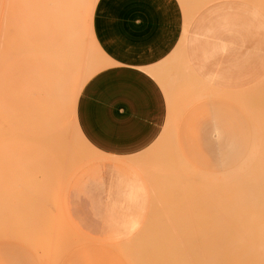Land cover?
Instances as JSON below:
<instances>
[{"label": "rangeland", "instance_id": "obj_1", "mask_svg": "<svg viewBox=\"0 0 264 264\" xmlns=\"http://www.w3.org/2000/svg\"><path fill=\"white\" fill-rule=\"evenodd\" d=\"M9 1L0 0V28H15L17 35L20 34L16 35V46L22 47H16L13 88H17L12 97H15V103L11 99L12 108L15 109H11L10 113H15L12 117L15 118L14 125L15 122L19 124L15 127L18 137L26 136L32 141L0 140V264H190L191 261L192 264H264V190L260 198H253L252 194L247 196L251 189L262 191L263 188L253 168L260 153L264 152V0H225L229 3V12H232L226 24L231 18H238L239 14L240 26L233 31L229 25L222 27L226 35L231 34L235 39L226 44L221 41L219 56L210 55L202 59L207 64L194 63L196 59L182 43L165 63L150 66L119 64L109 54L106 0H67L66 3L61 0L69 7L66 12L61 11L66 13L64 24H68V27L60 24L58 20L61 19H55L58 23H53L60 12L57 9L62 7L58 5L60 0H46V3L45 0H39L40 6L35 0L34 3L33 0H11L12 6ZM8 7L13 10L10 11ZM5 18L9 20L3 21ZM68 18L73 20L69 21ZM37 25L42 26L41 31ZM35 26L39 31L31 30ZM28 28L36 40L42 32L37 41L31 33L26 34ZM55 30L60 31V36L65 33V36L59 40V35L52 33ZM51 34L56 38L51 41L54 47L53 43L44 44L43 51H46L43 53L49 49L47 54L51 53L52 56L56 57L60 53L57 58L61 57L67 66H55L64 63L60 60L61 64L58 60L52 63L51 54L46 55L51 59L45 57L51 62H46V65L49 68L56 67L57 72L60 69L64 72L69 67L67 70L70 74L65 69L69 76L62 72L65 77L62 75L59 78V72L54 74L56 70L45 67L46 60L33 52L36 45L42 43L39 39L42 41L41 37L46 36L44 40H52ZM29 35L33 42H39L34 44L29 41L27 45L25 41ZM73 38L77 40L75 43ZM18 40L21 41L19 44ZM61 55H64L63 58ZM40 59L45 60L41 62L44 66L40 65ZM73 63L76 66H72ZM31 64L43 69L29 67ZM26 71H31L29 73L33 76ZM24 73L28 79L24 78ZM3 76L2 83L6 81ZM54 77L58 79L52 81ZM66 78L71 80L67 81V88L70 86L68 89L71 92L63 88L66 87ZM40 81H43V85ZM21 88L29 90H25L26 93L21 91L22 95ZM140 94L146 98L139 104L138 101L142 99L132 96ZM5 96L2 95V99ZM33 102L38 103L37 107L40 108L35 107ZM45 109L49 112H45ZM47 127L51 128V132ZM58 130L59 133L54 132ZM52 133L58 134L59 138ZM170 162V168L172 166L175 170L172 172L168 168L169 174L164 173L163 169L165 166L167 169ZM171 175L182 184L175 191L171 187L176 178L172 179L173 185L170 188L168 186L171 191L165 186L169 184L167 178H171ZM121 177L123 180L133 179V186L129 189L136 187L139 193L133 214L126 216L125 224L114 226L112 232L104 237L92 236L81 230L71 220L68 206L82 203L84 205L77 207L88 211L90 205L84 203V198L90 196L96 198V201H90L92 204L102 206H96L97 213L110 210L109 206L115 202L114 196L118 194L117 179ZM169 181L171 184V179ZM207 185L208 189L205 187ZM70 193L73 197L68 204ZM116 203L123 205L120 207L124 212L130 210V202ZM87 218L90 219L89 216ZM92 218L115 217L101 214ZM242 219L244 222L240 224ZM220 220H228L226 225H234L235 221V225L239 223L238 228L240 225L247 231L240 228V233L235 226L234 231L236 229V233L241 234L240 239H227L225 244L222 241V245L219 240L221 247L213 245L215 248H211L214 240L209 234L214 232L211 231L218 225L215 222ZM207 222L213 229L210 231L206 225L210 232L207 234L206 229L204 234L196 224L204 227ZM188 223H191V227ZM184 224L189 226L188 229ZM221 225L225 229L224 222ZM195 226L208 237L197 231L199 238L190 239L194 235L197 237V234H192L196 231H191ZM183 228L189 230L188 233ZM227 230H221V234H218L217 229L215 234L220 235V238L223 233L228 236ZM214 239L217 243L218 238ZM140 242L145 245L143 250L138 246ZM156 244L160 246L157 247L161 253L157 250L159 258L153 261L152 253L157 249ZM163 251H172L173 261L171 257L166 258ZM212 254L219 259L212 258ZM210 258L216 259L211 262L208 261Z\"/></svg>", "mask_w": 264, "mask_h": 264}, {"label": "crops", "instance_id": "obj_2", "mask_svg": "<svg viewBox=\"0 0 264 264\" xmlns=\"http://www.w3.org/2000/svg\"><path fill=\"white\" fill-rule=\"evenodd\" d=\"M229 8L225 0H106L108 52L119 64L150 66L165 63L183 43V47L196 59L194 63L207 64L202 59L210 55L219 56L221 41L226 44L235 39L231 34L226 35L222 28L229 25L233 31L240 26L239 14L238 18H231L226 24L232 13ZM141 95L132 97L142 99L138 101L140 104L146 98ZM47 156L61 157L57 154ZM133 183V179L118 178L115 202L109 206L110 210L103 213L96 211L102 206L90 202L96 201L95 197L84 198V203L90 205L88 211L77 207L84 205L82 203L68 206L71 220L92 236H107L114 226L125 224L126 216L133 214L136 208L139 193L136 187L129 189ZM72 197L70 193L68 204L72 202ZM119 201L130 202V210L124 212L120 207L123 205L116 203ZM101 214L115 218H92Z\"/></svg>", "mask_w": 264, "mask_h": 264}, {"label": "bare ground", "instance_id": "obj_3", "mask_svg": "<svg viewBox=\"0 0 264 264\" xmlns=\"http://www.w3.org/2000/svg\"><path fill=\"white\" fill-rule=\"evenodd\" d=\"M35 1H37L38 3L40 2L39 0H35ZM60 1H61V0H60ZM66 1H67V0H65V3H66ZM10 2H11V0L9 1V3H10ZM14 2H15V1H14ZM14 2H12V3H14ZM32 2L34 3V0H33ZM55 2H56V1H55ZM4 3H5V2H4ZM7 3H8V2H7ZM35 3H36V2H35ZM45 3H46V0H45ZM57 3H58V1H57ZM65 3H63V1H61L60 3H58V5H59V6L61 5L62 7L59 8V6H57V7H58L59 9H61V10L57 9V10L60 11V12L58 13V11H57V13H58L59 15L56 14V18H54V17L52 16V17L54 18V19H53V20H54L53 23H54L56 20L61 19L62 21H61V20H58V21L60 22V24H61V23L64 24V20H65L64 17L66 16V15H65L66 13L63 12V13H64V14H63L61 11H65V10L67 11V9L69 8L68 5H67V7H66V4H65ZM0 4H1V3H0ZM10 4H11V3H10ZM67 4H68V3H67ZM5 5H6V4H5ZM0 6H1V5H0ZM3 6H4V4H3ZM11 6H12V4H11ZM39 6H40V3H39ZM39 6H38V7H39ZM47 6H48V5H47ZM54 6H55V4H54ZM1 7H2V6H1ZM1 7H0V8H1ZM29 7H31V6H29ZM49 7H50V5H49ZM5 8H7V7L5 6ZM8 8H9V7H8ZM34 8H37V7H34ZM34 8H32V9H34ZM47 8H48V7H47ZM55 8H56V6H55ZM62 8H63V9H62ZM64 8H65V9H64ZM70 8H71V7H70ZM3 9H4V8H3ZM9 9H10V11L13 10V8H9ZM32 9H31V13H32ZM40 9H41V8H40ZM23 10H24V7H23ZM36 10H39V8H38V9H35V11H36ZM70 10H71V9H70ZM70 10H69V11H70ZM14 11H16V10L14 9ZM40 11H41V10H40ZM40 11H39V12H40ZM47 11H48V9H47ZM66 11H65V12H66ZM73 11H74V10H73ZM22 12H23V11H22ZM39 12H38V13H39ZM12 13H13V12H12ZM12 13H10V14H12ZM53 13H54V12H53ZM4 14H7V13H4ZM23 14H24V13H23ZM23 14H22V16H23ZM33 14H34V16H33ZM33 14L31 15V17L33 16L34 18L37 19V17H36L37 15L35 16V13H33ZM41 14H42V13H41ZM41 14L39 13L40 16H41ZM73 14H74V13H73ZM79 14H80V13H79ZM0 15H1V14H0ZM48 15H49V14H48ZM54 15H55V14H54ZM70 15H71V14H70ZM42 16H43V15H42ZM42 16H41V17H42ZM5 17H6V16H5ZM28 17H29V16H28ZM48 17H50V16H48ZM68 17H71V16L68 15ZM25 18H27V17H25ZM65 18L67 19V17H65ZM51 19H52V18H51ZM51 19H50V20H51ZM55 19H56V20H55ZM68 19H69V21H70V19H72V18H68ZM4 20H7V21H8L9 19L5 18V19H3V21H4ZM26 20H28V19H26ZM72 20H73V19H72ZM11 21H12V19H11ZM74 21H75V20H74ZM9 22H10V21H9ZM38 22H39V21H38ZM71 22H72V21H71ZM4 23H5V22H4ZM18 23H20V22H18ZM32 23H33V22H32ZM35 23H36V22L34 21V24H35ZM57 23H58V22L56 21V22L54 23V25L57 24ZM69 23H70V22H69ZM75 23H76V22H75ZM81 23H82V22H81ZM66 24H67V21H66ZM7 25H8V24H7ZM7 25H6V26H7ZM29 25H30V23H29ZM58 25H59V24H58ZM58 25H57V26H58ZM64 25H65V24H64ZM67 25H68V24H67ZM67 25H65V26L68 27ZM70 25H72V24H70ZM76 25H77V24H76ZM10 26H11V25H10ZM30 26H31V28H32V25H30ZM30 26H29V27H30ZM50 26H51V25H50ZM62 26H63V25H62ZM79 26H80V25H79ZM27 27H28V25H27ZM37 27H39V26L37 25ZM41 27H42V26H41ZM41 27L38 28L40 31H41ZM55 27H56V26H54L53 29H55ZM66 27H65V28H66ZM16 28H18V27H16ZM25 28H26V27H25ZM58 28H59V27H58ZM62 28H64V27H62ZM65 28H64V29H65ZM69 28H70V27H69ZM73 28H74V25H73ZM80 28H81V27H80ZM26 29H27V28H26ZM35 29H36V26H35L34 29H31V30H35ZM38 29H36V30H38ZM42 29H43V28H42ZM17 30H18V29H17ZM20 30H21V28L19 29L18 32H20ZM28 30H29V31L26 32V34L31 33V34L33 35V33L30 32V29H29V28H28ZM39 30H38V31H39ZM44 30H45V29H44ZM44 30H43V31H44ZM56 30H57V29H56ZM56 30H55L54 32L52 31V33H54V34L56 33V35H57V34L59 35L58 32H60V31L58 30V31L56 32ZM62 30H63V29H62ZM62 30H61V31H62ZM66 30H67V29H66ZM68 30H69V29H68ZM68 30H67V31H68ZM63 31L66 33L65 30H63ZM63 31H62V32H63ZM76 31H77V30H76ZM76 31H75V32H76ZM78 31H80V30H78ZM75 32H74V33H75ZM21 33H22V32H21ZM41 33H42V32H41ZM41 33L38 34V36H40ZM65 33H61V34H63V35H61V36L59 35V36H57V38L60 40V39H61L60 37H64V36H65V35H64ZM70 33H71V32H70ZM70 33H68V34H70ZM72 33H73V32H72ZM78 33H79V32H78ZM23 34H25V33H24V30H23ZM44 34H45V32H44ZM80 34H81V33H80ZM80 34H79V36H81ZM16 35H17L16 30H15V28H13V27H8V26H7V28H0V140H2V139H5V140H18V139H19V140H22V141H24V142H30V141H32V140H30L28 137L25 138L26 136H24V135H23V136H24V137H23L24 139H23V138H20L22 135H21L20 137H18L17 132H16V131H17V129H16L17 127H16V125H17L18 123L16 124V122H15V125H14L13 120H14L15 118H12V117H14L13 114L15 115V113H12V114L10 113V112H11V109H15L14 106H13L14 108H12V105H13V104H12V100H11V99H14V98H15V97H14V98H12V97H13V94H14L13 92H15V88H17V87L13 88L14 85H15V84H13V82H14V81H13V80H14V75H15V64H16V63H15V61H16V60H15V57H16V54H15V53H16V49H18V48H16V47H20V46H16ZM19 35H20V34H18L17 36H19ZM42 35H43V34H42ZM51 35H52V34H51ZM72 35H73V34H72ZM29 36H30V37H29ZM29 36L27 37V41L24 40L25 43H26L27 45H29V43H30L29 41H32V42H33V40H31V37H32V36H31V35H29ZM36 36H37V35H36ZM38 36H37V40H38ZM54 36H55V35H54ZM76 36H77V35H76ZM76 36H75V37H76ZM55 37H56V36H55ZM68 37H71V36H68ZM33 38H35L34 40H36V37H35L34 35H33ZM41 38H42V41H41V39H39V40H40V43H41V42H42V43L36 45V50H37V51L34 50L33 48H32V49L34 50L33 52H35V53H36V52L39 53V54L37 55L39 58H43V59L46 60V58H49V56L46 57V55H50L51 53L47 54L48 51L50 52V49L47 51V53H43V52L46 51L45 49H44L45 51H43V48L45 47L44 44H50V45H51V44L53 43V44H52V46H53V45H54V42H51V41H54V39H56V38H54L53 35L51 36L52 40H49V39H48V40H44L45 38L47 39L46 36H45V38H44V36L41 37ZM43 38H44V39H43ZM25 39H26V38H25ZM74 39H75V38H73V41H74ZM76 39H78V37H77ZM37 40H36V41H37ZM24 41H23V43H24ZM56 41H57V40H56ZM62 41H63V39H62ZM68 41H69V38H68ZM76 41H77V40H76ZM76 41H74L73 43H75ZM18 42H21V41L18 40V41H17V44H19ZM28 42H29V43H28ZM38 42H39V41H38ZM38 42H36V43H38ZM47 42H50V43H47ZM33 43L36 44L35 41H34ZM33 43H32V44H33ZM55 43H56V42H55ZM60 43H61V42L56 43V44H60ZM62 43H63V42H62ZM66 43H69V42H66ZM78 43H79V41H78ZM56 44H55V45H56ZM63 44H64V43H63ZM23 45H24V47L26 46L25 44H22V46H23ZM41 45H43V47H41ZM50 45H49V46H50ZM67 45H69V44H67ZM77 45H78V44H76V46H77ZM30 46H31V45H30ZM38 46H39L40 49L37 48ZM46 46H47V45H46ZM52 46H51V47H52ZM63 46H65V45H63ZM53 47H54V46H53ZM56 47L58 48L57 45H56ZM60 47H62V46H60ZM66 47H67V46H66ZM68 47H69V46H68ZM20 48H22V47H20ZM26 48H27V47H26ZM47 48H49V47L47 46ZM30 49H31V48H30ZM41 49H42V50H41ZM55 49H56V48H55ZM59 49H60V48H59ZM59 49H58V50H59ZM63 49H64V48H63ZM67 49H68V48H67ZM69 49H71V48H69ZM40 50H41V51H40ZM58 50H57V51H58ZM74 50H75V48H74ZM25 51H26V50H25ZM25 51H24V52H25ZM62 51H63V50H62ZM64 51H65V50H64ZM64 51H63V52H64ZM22 52H23V51H22ZM27 52H28V51H27ZM33 52H32V54H33ZM52 52H53V51H52ZM59 52H60V51H59ZM68 52H69V51H68ZM81 52H82V51H81ZM25 53H26V52H25ZM28 53H30V52H28ZM41 53H42V54H41ZM55 53H56V52H55ZM65 53H66V52H65ZM76 53H77V52H76ZM22 54H23V53H22ZM62 54H63V53H62ZM20 55H21V54H20ZM34 55H35V54H34ZM39 55H40V56L45 55V56L40 57ZM58 55H60V53H59ZM58 55H57L56 57H55V56H52V54L50 55L51 57H53V59H51V57L49 58V59H51L52 63H53V61H55L54 63H56V62H57L56 60H58V62L61 61V57H60L59 59L57 58ZM69 55H70V54H69ZM61 56H62V55H61ZM63 56H64V55H63ZM63 56H62V58H63ZM66 56H67V55H66ZM30 57H31V55H30ZM32 57H33V56H32ZM45 57H46V58H45ZM54 57H55V58H54ZM72 58L74 59V57H72ZM43 59H40V60H39L40 65H43V64L41 63V62L44 63L45 60H43ZM76 59H77V58H76ZM78 59H79V58H78ZM29 60H30V58H29ZM29 60H28V61H29ZM34 60H35V59H34ZM34 60H33V61H34ZM59 60H60V61H59ZM65 60H66V59H65ZM69 60L71 61V59H69ZM49 61H50V60H48V61L46 60L44 65H46V62H47V63H51V62H49ZM67 61H68V60H67ZM70 61H69L68 63H70ZM74 61H75V60H74ZM61 62H62V61H61ZM61 62H60V64H61ZM62 63H64V65H60V66H59V64L57 63V65L55 64V66H58L59 68H62V67L67 66V65H65V64H66L65 62H62ZM68 63H67V64H68ZM35 64H36V63H35ZM33 65H34V63H33ZM44 65H43V66H44ZM53 65H54V64H53ZM73 65H75V63H73L72 66H73ZM78 65H79V64H78ZM83 65H84V64H83ZM30 66H32V64L29 65V67H30ZM69 66H70V65H69ZM72 66H71V67H72ZM75 66H76V65H75ZM32 67H34V68L37 69V65H36V67H35V66H32ZM45 67H48V69H50V70H52V69L56 70V71H54V72H55L54 74H56V73L59 72V70H58V72H57V69H55L56 67H55V68H54V67H53V68H49L48 65H46ZM45 67H44V68H45ZM40 68L43 69V67H41V66H40ZM40 68H38V69H40ZM68 68H69V67H68ZM68 68H67V69H68ZM30 69H32V68H30ZM38 69H37V70H38ZM63 69H64V68H63ZM65 69H66V68H65ZM65 69H64V72H63V70L60 69V72H59V73H60L61 75L58 73V77H59V76L61 77L62 75L64 76L67 72H69L67 69H66L67 72H65ZM32 70H33V69H32ZM27 71H28V70H27ZM27 71H26V72H27ZM34 71H35V69H34ZM39 71H40V70H39ZM52 71H53V70H52ZM2 72H4V74H2ZM22 72H23V71H22ZM29 72H31V71H29ZM29 72H27V74H28ZM47 72H48V71H47ZM62 72L65 73V74H62ZM76 72H77V71H76ZM78 72H79V70H78ZM41 73H43V70H42ZM41 73H40V74H41ZM45 73H46V72H45ZM29 74H30V73H29ZM46 74H47V73H46ZM46 74H45V75H46ZM69 74H70V72H69ZM2 75H4V76H3V77H5L4 80H6L4 83L1 82ZM22 75H23V74H22ZM42 75H43V74H42ZM56 75H57V74H56ZM66 75H68V74H66ZM71 75H72V74H71ZM30 76H31V74H30ZM32 76H33V75H32ZM32 76H31V77H32ZM35 76H36V75H35ZM47 76H48V75H47ZM68 76H69V75H68ZM45 77H46V76H45ZM58 77H57V78L54 77L53 79L51 78V80L53 81V80L55 79V81H56V79H58ZM60 77H59V78H60ZM64 77H65V76H64ZM72 77H73V76H72ZM24 78H25V73H24ZM37 78H38V77H36V80H38ZM48 78H49V76H48ZM70 78H71V77H70ZM73 78H74V77H73ZM25 79H28V76H27V78H25ZM25 79H23V80H25ZM41 79H42V77H41ZM49 79H50V78H49ZM61 79H63V78H61ZM75 79H77V77H76ZM4 80H3V81H4ZM42 80H43V79H42ZM44 80H45V79H44ZM46 80H47V83H48V79H47V77H46ZM59 80H60V79H59ZM69 80H70V79H69ZM69 80H68V78H66V81H65V83H66L65 86H66V87H63V88H65V91H67L66 89H68V88L70 87V86H69V87L67 88V81H69ZM72 80H73V79H72ZM25 81H26V80H25ZM25 81H24V83H25ZM30 81H31V80H29L28 82H30ZM57 81H58V80H57ZM63 81H64V80H63ZM70 81H71V80H70ZM26 82H27V81H26ZM42 82H43V81H40L39 83H41V84L43 85ZM50 82H51V81H50ZM58 82H59V81H58ZM17 83H18V80H17ZM39 83H38V85H39ZM44 83H46V81H45ZM69 83H70V82H69ZM69 83H68V84H69ZM71 83L73 84V82H71ZM2 84H3L4 86H3ZM20 84H21V82H20ZM25 84H26V83H25ZM31 84H32V83H31ZM36 84H37V83H36ZM36 84H34V86H35ZM49 84H50V83H49ZM22 85H23V84H22ZM22 85H21V86H22ZM26 85H28V84H26ZM26 85H24V87H26ZM29 85H30V84H29ZM52 85H53V84H52ZM58 85H59V84H58ZM69 85H70V84H69ZM2 86H3V87H2ZM54 86H55V85H54ZM63 86H64V84H63ZM71 86H74V85H71ZM42 87H43V86H42ZM46 87H47V86H46ZM50 87H52V86H50ZM75 87H76V86H75ZM19 88H20V86H19ZM19 88H18V89H19ZM27 88H28V87H27ZM27 88H26L25 90L28 91L29 89H27ZM43 88H44V87H43ZM71 88H72V87H71ZM71 88H70V89H71ZM13 89H14V91H13ZM18 89H17V91H18ZM21 89H22V88H21ZM30 89H32V87H30ZM40 89H41V91H42L41 86H40ZM23 90H24V89L20 90V92L23 91ZM25 90H24V91H25ZM38 90H39V89H38ZM46 90H47V89H46ZM60 90H62V89H60ZM71 90H73V88H72ZM75 90H76V89H75ZM207 90H208V89H207ZM24 91H23V92H24ZM55 91H56V90H55ZM55 91H54V92H55ZM68 91H69V89H68ZM2 92H5V93L2 94ZM20 92H19V93H20ZM23 92H21L22 95H23ZM29 92H30V91H29ZM29 92H27V93H29ZM43 92H45V90H43ZM46 92H47V91H46ZM50 92H51V91H50ZM61 92H62V91H61ZM69 92H71V91H69ZM73 92H74V90H73ZM206 92H207V91H206ZM24 93H26V91H25ZM32 93H33V92H32ZM64 93H65V92H64ZM29 94H30V93H29ZM29 94H27V95H29ZM43 94H44V93H43ZM43 94H42V96H44ZM46 94H47V93H46ZM69 94H70V93H69ZM2 95H4V96L6 95L5 98H4L5 100L2 99ZM24 95H26V94H24ZM31 95H32V94H31ZM52 95H53V94H52ZM20 96H21V95H20ZM39 96H40V93H39ZM46 96H47V95H46ZM48 96H49V95H48ZM57 96H58V95H57ZM22 97H23V96H21V98H22ZM24 97H26V96H24ZM29 97H30V96H29ZM49 97H51V96H49ZM31 98H32V96L30 97V99H31ZM33 98H34V97H33ZM58 98H59V97H58ZM60 98H61V97H60ZM63 98H64V96H63ZM28 99H29V98H28ZM28 99H27V100H28ZM34 99H35V98H34ZM38 99H39V97H38ZM43 99H45V98H43ZM43 99H42V101H43ZM46 99H47V98H46ZM48 99H49V98H48ZM51 99H52V97H51ZM18 100H19V98H18ZM40 101H41V100H40ZM48 101H49V100H48ZM59 101H61V100H59ZM62 101H64V100H62ZM28 102H29V101H28ZM35 102H37V99L35 100ZM50 102H51V101H50ZM54 102H55V101H54ZM13 103H15V99L13 100ZM25 103H26V102H25ZM31 103H32V102H31ZM33 103H34V102H33ZM51 103H52V102H51ZM60 103H61V102H59V104H60ZM36 104H37V105H36ZM36 104L34 103V106H35V107L38 106V103H36ZM43 104H44V103H43ZM63 104H64V102L62 103V105H63ZM3 105H4V108H5V111L3 110ZM28 105L31 106V104H28ZM57 105H58V104H57ZM30 106H29V107H30ZM45 106H46V104H45ZM48 106H49V105H48ZM51 106H52V105H51ZM29 107H28V108H29ZM31 107H33V106H31ZM31 107H30V108H31ZM43 107H44V106H43ZM49 107H50V106H49ZM53 107H54V106H53ZM33 108H34V107H33ZM37 108H38V107H37ZM39 108H40V107H39ZM39 108H38V109H39ZM51 108H52V107H51ZM56 108H59V107L57 106ZM24 109H26V108H24ZM43 109H44V108H43ZM43 109H42V111L40 110V111L42 112V114H43ZM54 109H55V108H54ZM54 109H53V110H54ZM20 110H21V109H20ZM30 110H31V109H30ZM47 110H48V109H45L44 111L47 112ZM61 110H62V109H61ZM12 111H15V110H12ZM33 111H35V110H33ZM37 111H39V110H37ZM55 111H59V110L56 109ZM3 112H4V113H3ZM45 112H44V113H45ZM48 112H49V110H48ZM48 112H47V113H48ZM61 112H62V111H61ZM36 113H37V112H36ZM51 113H52V112H51ZM55 113H56L57 115H59L57 112H55ZM42 114H41V115H42ZM45 114H46V113H45ZM10 115H11V117H10ZM37 115H39V114H37ZM37 115H36V118H37ZM52 115H53V114H52ZM60 115H61V113H60ZM23 116H25V115H23ZM25 117H26V116H25ZM36 118H35V119H36ZM38 118H39V117H38ZM44 118H45V117H44ZM46 118H47V117H46ZM52 118H53V117H52ZM18 119H19V118H18ZM21 119H22V117H21ZM48 119H49V118H48ZM11 120H12V121H11ZM51 120H52V119H51ZM14 121H15V120H14ZM19 121H20V120H19ZM21 121H22V120H21ZM37 121H38V120H37ZM39 121H40V118H39ZM48 121H49V120H48ZM25 123H26V122H25ZM41 123H42V122H41ZM54 123H55V122H54ZM60 123H61V122H60ZM18 125H19V124H18ZM28 125H31V124L29 123ZM44 126H45V125H44ZM52 126H53V124H52ZM55 126H56V124H55ZM55 126H54V127H55ZM57 126H58V125H57ZM15 127H16V128H15ZM47 128H48V127H47ZM20 129H21V128H20ZM20 129H19V130H20ZM48 129L50 130L51 128L49 127ZM19 130H18V131H19ZM26 130H27V129H26ZM29 130L31 131L32 129H29ZM45 130H47V129L45 128ZM55 130H56V129H55ZM27 131H28V130H27ZM35 131H36V130H35ZM19 132H20V131H19ZM21 132H22V131H21ZM32 132H33V131H32ZM36 132H37V131H36ZM46 132L49 134L48 131H46ZM50 132H51V130H50ZM54 132L59 133L60 131L58 130V132H57V131H54ZM27 133H28V132H27ZM56 133H52V135H53V134L56 135ZM20 134H21V133H20ZM22 134H26L25 131L22 132ZM28 134H29V133H28ZM32 134H33V133H31L30 136H32ZM37 134H38V133H37ZM52 135L50 134V136H52ZM33 136H34V135H33ZM41 136L44 137L43 134H42ZM58 136H59V135L57 134L56 137H58ZM58 138H59V137H58ZM42 139H43V138H42ZM74 150H75V149H74ZM263 150H264V149H263ZM70 152H71V151H70ZM76 152H77V151H76ZM67 153H68V152H67ZM260 155H261V156H260L261 158L259 157L260 159H259V158H258L259 160L257 159L256 167H254L253 170L257 172L256 175L259 176V177L257 176V178H259L258 183H259L261 186H263V188H261L262 191H260V190H258V189H256V190H255V189H254V190L251 189V191L247 194V196L250 195V194H252V197L254 196V197H258V198H260V197L262 196L261 194L263 193V190H264V152L260 153ZM168 163H169V162H168ZM170 163H171V162H170ZM164 164H166V162H165ZM170 165H172V163L169 164V165H167V169H165L166 166H165V168L163 167L164 169L162 168L163 171L165 170L164 173L167 172V173L169 174L170 170H172V172L175 170V168H174V167L172 168V166H171V168H172V169H171V168H170ZM186 165H189L188 162H186ZM168 166H169V167H168ZM187 167H188V166H187ZM251 167H252V166H251ZM168 168H169L170 170H169ZM248 169H250V168H248ZM166 170H168V171H166ZM250 170H251V169H250ZM172 172H171V174H172ZM176 172H177V170H176ZM164 173H162L163 176H164ZM180 174H181V173H180ZM252 174H253V173H252ZM162 175H161V177H163ZM165 175H166V174H165ZM178 175H179V173H178ZM181 175H182V174H181ZM171 176H172L171 178H170V177L167 178V179H169V180L171 179V181H172L171 184H170V181H169V180H168V182H169L168 185H167L166 181H162V182H165V183H166L165 186H167L166 188H167L168 190H170L169 188L173 185V184H172V183H173V180H172V179L175 180V178H176V180H175L176 182H174L175 187H174V185L172 186L173 188L171 187V190H173V189L175 188V189H174V191H175V190L179 187V185H182V184H179V183H178L180 180H179L177 177H173L174 175H171ZM167 179H165V180H167ZM220 179H221V178H220ZM177 180H178V181H177ZM181 180H182V179H181ZM210 180H211V179H210ZM180 183H181V182H180ZM183 183H184V181H183ZM163 184H164V183H163ZM176 184H177V186H176ZM211 184H212V183H211ZM218 184H220V183H218ZM183 185H184V184H183ZM185 185H186V184H185ZM185 185H184V186H185ZM213 185H215V184L213 183ZM220 185H221V184H220ZM168 186H169V188H168ZM186 186H187V185H186ZM186 186H185V187H186ZM194 186H195V185H194ZM185 187H181V189H182V188H185ZM205 187H207V189H208L209 186L207 185V186H205ZM214 187H215V186H214ZM200 188L202 189V186H201ZM210 188H213V187L210 186ZM178 189H179V188H178ZM191 189H192V187H191ZM196 189H197V188H196ZM259 189H260V188H259ZM171 190H170V191H171ZM184 190H186V189H184ZM203 190H204V189H203ZM205 190H206V189H205ZM212 190H213V189H212ZM253 191H255V192H253ZM239 197H240V196H239ZM239 197H238V198H239ZM254 197H253V198H254ZM242 198H243V197H242ZM242 198H241L240 200H243L244 198H246V196H245L243 199H242ZM235 199H236V197H235ZM235 199H234V200H235ZM250 199H252L251 196H250ZM255 199H256V198H255ZM236 200H237V199H236ZM236 200H235V202H236ZM245 200H246V199H245ZM243 201H244V200H243ZM253 201H255V200L253 199ZM248 202H249V201H248ZM248 202H247V204H248ZM250 202H251V200H250ZM250 202H249V203H250ZM236 203H237V202H236ZM238 203H241V201L238 202ZM244 204H245V203H244ZM240 205H243V203L240 204ZM244 206H245V205H244ZM237 217H238V213H237ZM242 218L244 219V217H242ZM243 219L240 220L241 222L238 220V221L240 222V224H242V222H244ZM220 221H221V222H220ZM220 221H216L215 224L218 222V223H217V224H218L217 226H219V228H220V226H221V229L217 228V226H214V228H215V230H214L213 228H210V226H208V222L205 224L204 227H206V225H207V226L209 227V230H210V231L213 229L211 232H213V231H214V232H213V233H210V234H209L210 231L207 229L208 227H206L205 229H202V228H204V227H202V226H198L199 224L192 223V224H194V225L196 224L197 227H201V230H203L204 234H205V231H206V229H207V230H208V232L206 231L207 234H209V236L212 235V237H213L212 240H214V243L212 244L211 248H212V247L215 248V246H213V245H216L217 247L220 248L221 246H220V244L218 243L219 240L221 241V245H222V244H223L222 241H224V244H225V240H227V239H229V241H230V240H234V238H235V241L237 240L236 238L240 239L241 234L239 235L238 233H236L237 230H238V232H239L240 230H242V231H247V230H244L245 228L243 229L242 226H240V225H239V228H238V224H239V223H237V224L235 225V221H234V220H233L234 222L230 220L231 222H233L234 225H232L231 223H228L229 225H228V224L226 225V221H228V220H225V221L220 220ZM238 221H236V222H238ZM210 222H211V221H210ZM219 222H220V223H219ZM223 222H224V224L226 225V227H228V228H226V227L224 226L225 229H223V226L221 225V223H223ZM190 224H191V223H190ZM190 224L188 223L189 226H190ZM184 225H185V224H184ZM184 225H183V226H184ZM188 225L186 224V225H185V228L188 229V227H189ZM194 225H192V226H194ZM213 225H214V223H213ZM230 225H231V226H230ZM183 226L179 227V229L182 228ZM186 226H187V227H186ZM196 226L194 227L195 229H194L193 227L191 228L192 230H191L190 228H189V229H190L191 231H193V230L196 231L195 233L192 232V234H197V237H195L196 235L192 236V234H191V235L188 236V237L186 236V237H187L186 239H189L191 236H192V237H191L190 239L195 238V240H196V238H197V239L199 238V237H198V234H199V233H197V231H199V229H198ZM229 226H230V228H229ZM232 226H233V227H232ZM235 226H236L237 230L235 229V231H234ZM190 227H191V226H190ZM211 227H213V226L211 225ZM243 227H244V226H243ZM185 228H183L182 230H184V231H186V232L189 231V230H187V229L185 230ZM231 228H232L233 230H232ZM240 228H241V229H240ZM196 229H197V230H196ZM217 229H218V231H219L218 234H219L220 232H222V231L226 232L225 230L228 229V230H229V231L227 230V234H228V236H226V233H225V234L223 233V234L221 235V238H220V235L217 236V234H215V232L217 231ZM239 229H240V230H239ZM177 230H178V229H177ZM204 230H205V231H204ZM221 230H222V231H221ZM230 230H231V232H230ZM191 231L189 232V234L191 233ZM242 231H240V233H241ZM178 232H179V231H178ZM199 232H200V234H202L203 236H205V235L203 234V232H202V233H201V231H199ZM234 232H235V233H234ZM180 233H181V232H179V234H180ZM184 233H185V232H184ZM184 233H183V234H184ZM187 233H188V232H187ZM216 233H217V232H216ZM229 233H230V234H229ZM231 233H232V234H231ZM243 233H245V232H243ZM179 234H178V235H179ZM189 234H188V235H189ZM207 234H206V235H207ZM220 234H221V233H220ZM233 234H235V236H234ZM176 235H177V234H176ZM184 235H185V234H184ZM213 235H215V236H213ZM224 235H225V237H224ZM229 235H230V236H229ZM236 235H237V236H236ZM238 235H239V236H238ZM182 236H183V235H182ZM233 236H234V237H233ZM201 237H202V236H201ZM205 237H208V235L205 236ZM214 237L218 238V239H217V240H218L217 243L215 242L216 240L214 239ZM222 237H223V238H222ZM227 237H228V238H227ZM179 238L182 239L181 236H180ZM210 238H211V237H210ZM225 238H226V239H225ZM230 238H231V239H230ZM154 239H155V238H154ZM184 239H185V238H184ZM205 239H206V238H205ZM208 239H209V238H208ZM150 240H151V239H150ZM139 241H140V240H139ZM141 241H142V240H141ZM161 241H162V240H161ZM175 241H176V240H175ZM180 241H181V240H180ZM185 241L187 242V240H185ZM197 241L199 242V240H197ZM202 241H204V237L202 238ZM205 241H206V240H205ZM177 242H178V241H177ZM177 242H176V243H177ZM186 242H185V243H186ZM190 242H191V241H190ZM200 242H201V241H200ZM207 242H208V241H207ZM207 242H206V244H207ZM211 242H213V241H211ZM140 243H141V242H140ZM140 243H139V244H140ZM192 243H193V240H192ZM202 243H204V242H202ZM202 243H201V244H202ZM209 243H210V242H209ZM215 243H216V244H215ZM137 244H138V243H137ZM139 244H138V246H139V247L141 246L140 249H142V247L145 246V245L143 246L142 243H141L142 245H141V244L139 245ZM145 244H147V243L145 242ZM182 244L185 245L184 243H182ZM187 244H188V243H187ZM196 244H197V243H196ZM206 244H205V245H206ZM240 244H242V243H240ZM159 245H160V244H159ZM180 245H181V244H180ZM189 245H190V244H189ZM199 245H200V244H199ZM218 245H219V246H218ZM154 246H155V245H154ZM157 246H158V244H156L155 247H157ZM186 246H187V245H186ZM192 246H193V245H192ZM206 246H207V245H206ZM242 246H243V245H242ZM158 247H160V246H158ZM158 247H157V249L155 250V252L153 251L155 254L152 253V255L155 256V257H153V256L151 255L153 261H156V260H158V258H159V257L156 255V251L158 250ZM167 247H168V246H167ZM177 247H178V246H177ZM184 247H185V246H184ZM190 247H191V245H190ZM203 247H204V246H203ZM207 247H208V246H207ZM122 248H123V247H122ZM194 248H195V246H194ZM209 248H210V247H209ZM117 249H118V248H117ZM173 249H174V248H173ZM176 249H177V248H176ZM118 250H120V249H118ZM123 250H124V249H123ZM123 250H122V251H123ZM142 250H143V249H142ZM167 250H169V249H167ZM171 250H172V249H171ZM184 250H186V249H184ZM188 250H189V249H188ZM209 250H210V249H209ZM217 250H219V249H217ZM173 251H174V250H173ZM197 251H198V250H197ZM211 251H212V250H211ZM123 252H126V251H123ZM158 252H160V250H158ZM163 252L165 253L164 255H165L166 258H167V256H168V258L171 257V258H172V261H173V257H174V255H173L172 251H163ZM183 252H184V251H183ZM185 252H186V251H185ZM160 253H161V252H160ZM170 253L172 254L171 256H170ZM124 254H125V253H124ZM126 254H127V253H126ZM166 254H167V255H166ZM160 255H161V254H160ZM188 255H189V254H188ZM211 256H212V258L216 257V255H214V257H213V254H212ZM187 258H189V257H187ZM212 258H210L211 260H208V261L213 262L216 258L219 259L218 256H217L214 260H212ZM190 259H191V258H189V260H190ZM218 259H217V261H218ZM217 261H215V262H217ZM189 262H190V261H189ZM218 263H220V262H218ZM172 264H173V263H172ZM190 264H192V261H191Z\"/></svg>", "mask_w": 264, "mask_h": 264}]
</instances>
